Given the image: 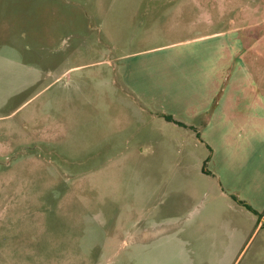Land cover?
I'll return each instance as SVG.
<instances>
[{
  "label": "rangeland",
  "instance_id": "1",
  "mask_svg": "<svg viewBox=\"0 0 264 264\" xmlns=\"http://www.w3.org/2000/svg\"><path fill=\"white\" fill-rule=\"evenodd\" d=\"M0 264H264V0H0Z\"/></svg>",
  "mask_w": 264,
  "mask_h": 264
},
{
  "label": "trees",
  "instance_id": "2",
  "mask_svg": "<svg viewBox=\"0 0 264 264\" xmlns=\"http://www.w3.org/2000/svg\"><path fill=\"white\" fill-rule=\"evenodd\" d=\"M168 119H171V117H168ZM239 203L242 204L244 207H246V208H248V209H251V208L249 207V205H247V204L244 203L243 201H240V200H239Z\"/></svg>",
  "mask_w": 264,
  "mask_h": 264
},
{
  "label": "crops",
  "instance_id": "3",
  "mask_svg": "<svg viewBox=\"0 0 264 264\" xmlns=\"http://www.w3.org/2000/svg\"><path fill=\"white\" fill-rule=\"evenodd\" d=\"M237 203H238V204H237L238 206H243L242 204L239 203V201H237Z\"/></svg>",
  "mask_w": 264,
  "mask_h": 264
}]
</instances>
